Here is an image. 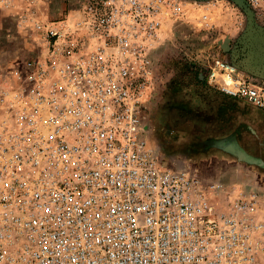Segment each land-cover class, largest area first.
Listing matches in <instances>:
<instances>
[{
  "label": "built area",
  "instance_id": "1",
  "mask_svg": "<svg viewBox=\"0 0 264 264\" xmlns=\"http://www.w3.org/2000/svg\"><path fill=\"white\" fill-rule=\"evenodd\" d=\"M41 1L23 0L17 22L39 53L0 73V264H259L264 192L215 201L143 124L162 27L186 0H77L55 18ZM219 1L233 4L192 2L200 28ZM244 2L264 25V0ZM201 76L264 111V78L222 57Z\"/></svg>",
  "mask_w": 264,
  "mask_h": 264
},
{
  "label": "rangeland",
  "instance_id": "2",
  "mask_svg": "<svg viewBox=\"0 0 264 264\" xmlns=\"http://www.w3.org/2000/svg\"><path fill=\"white\" fill-rule=\"evenodd\" d=\"M13 1L15 10L0 8V73L41 49L29 27L17 26L24 2ZM76 1L41 2L45 16L55 18ZM185 2L187 14L164 24L155 49L156 80L143 118L150 143L169 166L199 173L215 201L237 189L264 192V114L238 102L219 114L217 96L201 76L204 65L222 57L243 75L264 78V32L226 1L211 7L214 26L204 30L193 1Z\"/></svg>",
  "mask_w": 264,
  "mask_h": 264
},
{
  "label": "crops",
  "instance_id": "3",
  "mask_svg": "<svg viewBox=\"0 0 264 264\" xmlns=\"http://www.w3.org/2000/svg\"><path fill=\"white\" fill-rule=\"evenodd\" d=\"M15 1H16V0H15ZM17 1H20V0H17ZM20 3H21V4H19L20 6H23V5H24V4H23V0H21ZM22 4H23V5H22ZM0 8H3V7L1 6V1H0ZM9 12H10V11H9ZM18 15H19V13H18ZM205 84H206V83H205ZM206 86H208V85H206ZM208 87H209V86H208ZM209 88L212 89V90L214 91V93L216 94V96H217V112H218L219 114H225V113H227V112H231V108H230L231 106H230V104H233V102L241 103V104H243L244 106H246L247 108H250L251 110L253 109V110H255V111H259V112H261V113L264 114V111H261V110L257 109L256 107L252 106L251 104H249V103H247V102H245V101H243V100L229 97V96H227V95H225V94L219 92L218 90H216V89H214V88H212V87H209ZM228 108H229V109H228ZM220 120H221V119H220ZM195 174L199 175V176L202 178V176H201L199 173H195Z\"/></svg>",
  "mask_w": 264,
  "mask_h": 264
},
{
  "label": "water",
  "instance_id": "4",
  "mask_svg": "<svg viewBox=\"0 0 264 264\" xmlns=\"http://www.w3.org/2000/svg\"><path fill=\"white\" fill-rule=\"evenodd\" d=\"M196 2H208L212 0H192ZM233 4H235L244 14L245 20L247 21V24H250V26H253L257 28L258 30L264 32V25L256 21L254 17L253 11L246 5L244 0H229Z\"/></svg>",
  "mask_w": 264,
  "mask_h": 264
},
{
  "label": "flooded vegetation",
  "instance_id": "5",
  "mask_svg": "<svg viewBox=\"0 0 264 264\" xmlns=\"http://www.w3.org/2000/svg\"><path fill=\"white\" fill-rule=\"evenodd\" d=\"M145 129H146V128H145ZM146 133H147V137L149 138V141H150L151 136H150V134L147 132V130H146Z\"/></svg>",
  "mask_w": 264,
  "mask_h": 264
}]
</instances>
